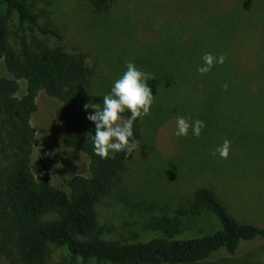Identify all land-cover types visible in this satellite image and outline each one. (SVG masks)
I'll return each mask as SVG.
<instances>
[{
  "label": "rangeland",
  "instance_id": "374dc122",
  "mask_svg": "<svg viewBox=\"0 0 264 264\" xmlns=\"http://www.w3.org/2000/svg\"><path fill=\"white\" fill-rule=\"evenodd\" d=\"M25 1L41 22L57 28L63 37L43 36L25 25L34 49L61 46L69 53L83 52L88 64L96 67L93 89L78 106V127L86 136L95 125L86 118L92 110L86 113L84 105L92 101L102 106L103 96L110 93L129 61L152 74L148 86L154 97L159 87L165 92L157 94L151 115L143 118V141L128 156L129 171L121 187L96 206L102 238L146 242L162 237L149 224L163 215L180 219L177 238L211 234L221 228L216 216L185 214L194 192L204 187L213 189L241 222L264 226V0H251L248 25L236 22L242 33L230 40L231 32L209 25L208 18L220 11L209 12L206 0H116L103 13H95L87 0ZM213 1L215 7L232 10L230 15L242 2ZM8 25L9 41L21 52L23 32L17 14L9 17ZM201 44L213 45L214 56H225L224 64H214L204 75L196 71L203 63ZM164 70L166 79H161ZM0 76L14 77L3 60ZM18 82L21 97L26 82ZM36 104L31 119L35 156L43 157L51 183L69 192L71 178L89 174V157L63 144V127L55 116L60 102L40 91ZM172 107L178 113L165 118ZM177 116L190 124L203 121L201 135L193 136L190 128L187 137H176ZM152 117H159V122ZM225 139L231 142L230 153L222 159L212 153ZM48 257L50 264H76L58 246H51ZM199 264H264V241L245 243L236 255L222 252Z\"/></svg>",
  "mask_w": 264,
  "mask_h": 264
},
{
  "label": "trees",
  "instance_id": "16d2710c",
  "mask_svg": "<svg viewBox=\"0 0 264 264\" xmlns=\"http://www.w3.org/2000/svg\"><path fill=\"white\" fill-rule=\"evenodd\" d=\"M115 1L87 0L95 13L110 10ZM213 2L206 0L205 8L209 12L219 10L221 15L208 18L209 25L231 32L229 40L239 36V27L248 25L253 15L251 0H242L232 15V10L223 9L224 5L215 7ZM0 5L5 6L4 11L0 7V61L14 76H0V264H50L51 246L62 248L66 258L76 264H199L222 252L236 255L245 243L264 241V226L238 220L219 195L206 187L194 192L185 214L197 216L208 212L216 216L221 228L211 234L177 238L180 219L163 215L149 224L162 237L146 242L102 238L104 230L96 206L121 187L129 163L123 152L108 159L96 156L92 143L95 129L86 136L78 127V106L93 89L96 67L88 64L83 52L69 53L61 46L34 49L25 35V25L43 36L62 40L59 30L41 22L25 0H0ZM13 14H17L23 32L21 52L9 41L8 19ZM199 46L201 57L214 48L211 44ZM165 72L162 71L161 79H166ZM20 79L26 82L21 97ZM180 90L178 94H182L183 89ZM40 91L60 102L55 116L63 127V144L85 153L90 160L88 175H76L68 181L69 192L51 183L45 176L47 165L43 157L34 153L36 131L31 119ZM160 91L165 93L159 87L155 99ZM167 112L165 118L172 112L178 113L173 107ZM122 115L126 119L129 113ZM158 118L152 117V121L159 122ZM143 128L144 120L138 118L133 125L138 146L143 141Z\"/></svg>",
  "mask_w": 264,
  "mask_h": 264
},
{
  "label": "clouds",
  "instance_id": "9594fccd",
  "mask_svg": "<svg viewBox=\"0 0 264 264\" xmlns=\"http://www.w3.org/2000/svg\"><path fill=\"white\" fill-rule=\"evenodd\" d=\"M203 63L196 71L201 74L209 73L214 64L225 63V56H214L206 53L202 56ZM154 80L151 73L139 70L136 65L129 61L126 71L114 82L111 91L103 96L102 106L99 103L89 101L84 105V110L89 113L87 119L95 125V134L92 135L94 154L101 159H108L116 153L123 152L126 157L131 156L138 146L133 134V125L138 118L151 115V108L155 97L148 82ZM228 85L224 88L227 90ZM129 113L125 119L123 113ZM205 127L203 121L197 119L189 123L183 116L176 118V137H187L189 129L195 137L201 135ZM231 142L224 140L222 145L216 147L213 155L219 154L220 158L227 159L230 153Z\"/></svg>",
  "mask_w": 264,
  "mask_h": 264
}]
</instances>
